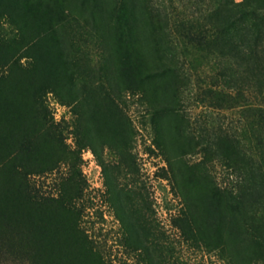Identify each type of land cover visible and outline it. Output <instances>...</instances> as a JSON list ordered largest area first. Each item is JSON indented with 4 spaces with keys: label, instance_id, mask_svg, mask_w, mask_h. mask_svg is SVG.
I'll return each instance as SVG.
<instances>
[{
    "label": "rangeland",
    "instance_id": "obj_1",
    "mask_svg": "<svg viewBox=\"0 0 264 264\" xmlns=\"http://www.w3.org/2000/svg\"><path fill=\"white\" fill-rule=\"evenodd\" d=\"M213 1L152 0L150 9L171 24L203 25V10ZM123 2L119 19L132 20L131 0ZM57 19L64 33L59 53L67 62H59L64 72L51 73L0 15V264H48L44 245L60 264H236L222 246L207 247L171 225L181 204L159 132L161 105L128 89L108 90L102 48L82 8L57 11ZM182 69L179 103L169 105L182 134L209 144L225 134L251 149L239 110L202 106L204 85ZM199 147L182 161L198 164ZM206 172L220 187L233 177L217 162ZM136 217L143 220L139 227L130 223ZM62 249L68 258L59 255Z\"/></svg>",
    "mask_w": 264,
    "mask_h": 264
},
{
    "label": "trees",
    "instance_id": "obj_2",
    "mask_svg": "<svg viewBox=\"0 0 264 264\" xmlns=\"http://www.w3.org/2000/svg\"><path fill=\"white\" fill-rule=\"evenodd\" d=\"M123 1L0 0V15L10 20L23 44L28 41L39 51L44 70L52 73L62 72L59 62H67L59 53L64 33L57 11L69 14L82 8L102 48L101 74L108 90L128 89L147 104L161 105L159 132L173 194L181 204L180 212L171 218L172 227L197 235L207 247L222 246L236 264H263L264 105L254 104L264 102V0H216L203 10V25L197 20L172 24L161 20L150 9L152 0H131L132 20L119 19ZM196 1L204 4L205 0ZM183 66L195 76L196 86L204 85L202 106L239 110L251 149L244 150L237 138L225 134L218 133L210 144L203 136L195 142L182 134L181 122L169 105L179 103L181 92L175 85L184 81ZM195 146H200L202 158L188 166L182 158ZM215 162L233 176L227 187L208 177L206 169ZM141 221L142 217H136L130 223L139 227ZM40 248L48 252V264L61 263L46 245ZM59 255L68 258L65 249Z\"/></svg>",
    "mask_w": 264,
    "mask_h": 264
},
{
    "label": "built area",
    "instance_id": "obj_3",
    "mask_svg": "<svg viewBox=\"0 0 264 264\" xmlns=\"http://www.w3.org/2000/svg\"><path fill=\"white\" fill-rule=\"evenodd\" d=\"M83 160L85 161V163H87L89 167L91 166V155L88 152L86 153V157H83Z\"/></svg>",
    "mask_w": 264,
    "mask_h": 264
}]
</instances>
